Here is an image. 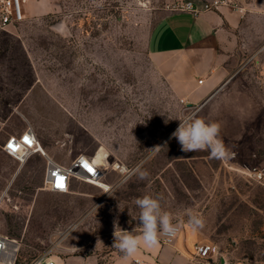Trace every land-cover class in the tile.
Returning <instances> with one entry per match:
<instances>
[{
    "label": "rangeland",
    "instance_id": "374dc122",
    "mask_svg": "<svg viewBox=\"0 0 264 264\" xmlns=\"http://www.w3.org/2000/svg\"><path fill=\"white\" fill-rule=\"evenodd\" d=\"M183 1L50 0L54 9L44 15L22 5L23 20L1 32L0 234L20 246L21 264L43 253L59 264H139L112 247L113 233L140 230L134 201L145 194L162 196L178 227L188 225L189 212L202 216L197 231L229 264H264V60H241L240 80L219 92L235 95L212 122L240 137L239 155L223 162L181 151L170 139L176 119L208 121L207 106L194 112L175 97L151 64L148 38L163 12ZM28 129L61 165L103 153L112 189L79 183L88 198L49 191V156L21 164L3 151ZM117 163L131 175L121 187ZM253 170L263 178L250 177Z\"/></svg>",
    "mask_w": 264,
    "mask_h": 264
},
{
    "label": "crops",
    "instance_id": "0c3cea01",
    "mask_svg": "<svg viewBox=\"0 0 264 264\" xmlns=\"http://www.w3.org/2000/svg\"><path fill=\"white\" fill-rule=\"evenodd\" d=\"M23 1L27 13L44 15L54 9L50 0ZM217 1L220 0L182 2L195 5L198 13L165 10L148 38V54L156 73L184 105L207 106L209 122L219 113L218 108L235 95L232 88L224 95L219 92L225 85H236L241 74V69L237 67L239 62L249 59L247 66H251L264 60V7L261 0H229L231 4H222L218 9H206ZM2 31L6 32L0 27V34ZM201 79L204 80L203 84L199 83ZM216 95L219 98L215 99ZM233 133L231 127L221 125V138L231 150L227 158L221 159L223 162H229L239 155L240 137ZM40 145L45 154L40 151L37 154L49 156V159L62 164L55 159L53 149L42 143ZM255 154H252L251 159ZM113 171L120 179V187L131 178L130 174ZM105 179L104 173L102 180L110 187L111 183ZM79 183L72 180L69 191L64 194L86 198L91 196ZM99 189L108 192L112 188ZM116 191L113 190L112 194H117ZM126 230L130 231L129 228ZM202 244L214 245L206 242L200 232L193 231L189 225L180 226V233L171 243L164 244L160 238L157 247L141 246L128 260L139 264H229L226 258L218 257L219 251L209 262L197 258L195 247Z\"/></svg>",
    "mask_w": 264,
    "mask_h": 264
},
{
    "label": "built area",
    "instance_id": "2783aa9c",
    "mask_svg": "<svg viewBox=\"0 0 264 264\" xmlns=\"http://www.w3.org/2000/svg\"><path fill=\"white\" fill-rule=\"evenodd\" d=\"M264 7V0H261ZM222 4H231L229 0H220L215 2L212 6H207L206 9H218ZM23 0H0V27L5 30L9 24L17 23L23 20ZM178 10L198 13V9L192 3L182 4ZM204 80H199L203 84ZM185 107L198 112L203 105L193 106L185 105ZM39 141L32 129H28L20 135L10 136L4 143L3 151L14 158L21 164H24L36 152H39ZM44 154L42 151H40ZM117 170L129 174L125 166L118 164ZM127 169V171H124ZM249 176L253 179L261 180L263 174L257 170L249 172ZM104 172L101 168L88 159L86 156H79L70 165H61L48 159L47 170L45 176V185L47 189L53 193H66L69 191L72 180L85 182L88 184H96L102 180ZM59 183L64 184V188L57 187ZM180 233V227L174 236H161L164 244L171 243ZM197 258L204 259L207 262L218 255V248L215 245L202 244L195 247ZM20 246L12 242L7 237L0 234V264H21L19 261ZM25 264H59L58 261L50 253H43L35 256Z\"/></svg>",
    "mask_w": 264,
    "mask_h": 264
},
{
    "label": "clouds",
    "instance_id": "9594fccd",
    "mask_svg": "<svg viewBox=\"0 0 264 264\" xmlns=\"http://www.w3.org/2000/svg\"><path fill=\"white\" fill-rule=\"evenodd\" d=\"M176 120L179 121V125L171 134L170 139L175 138L177 140L181 146V151L185 153L207 151L213 159H224L231 154V150L221 138V125L218 122H209L194 116H184ZM167 122L166 120L165 123ZM160 149V146H156L148 150L155 154ZM142 164L143 162H141ZM135 171L140 180H146L150 175L146 169L139 165ZM162 199L163 197L159 194H145L135 199L134 203L139 209L136 218L140 222L138 234H136L135 229L127 231L117 226L119 230H115L113 233L114 243L112 247L118 249L125 258L135 255L141 246L157 247L161 236H174L176 234L178 225L173 223L172 213L162 207ZM187 223L193 231L205 226L204 218L191 212L188 213Z\"/></svg>",
    "mask_w": 264,
    "mask_h": 264
},
{
    "label": "bare ground",
    "instance_id": "6f19581e",
    "mask_svg": "<svg viewBox=\"0 0 264 264\" xmlns=\"http://www.w3.org/2000/svg\"><path fill=\"white\" fill-rule=\"evenodd\" d=\"M39 151H42L43 153L45 152V151H43V149H42V146L40 145V142H39V149H38ZM45 154V153H44ZM106 160V157L103 155V153H101V154H99V155H97L93 160H91L92 162H93V164H95V165H97V166H99L100 168H101V170L102 171H104V170H106V168H107V160ZM107 162V163H106ZM119 167V165L118 164H116V166L114 167V169L115 170H117V168ZM105 173V172H104ZM94 186H98V187H100V188H105V189H107L108 190V188H110L107 184H105L103 181H98L96 184H94Z\"/></svg>",
    "mask_w": 264,
    "mask_h": 264
},
{
    "label": "snow or ice",
    "instance_id": "6c2138e0",
    "mask_svg": "<svg viewBox=\"0 0 264 264\" xmlns=\"http://www.w3.org/2000/svg\"><path fill=\"white\" fill-rule=\"evenodd\" d=\"M57 187L63 189V188H64V184H63V183H59V184L57 185Z\"/></svg>",
    "mask_w": 264,
    "mask_h": 264
}]
</instances>
